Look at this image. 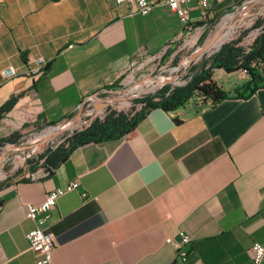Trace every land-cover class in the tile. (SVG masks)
Returning a JSON list of instances; mask_svg holds the SVG:
<instances>
[{
  "label": "crops",
  "instance_id": "1",
  "mask_svg": "<svg viewBox=\"0 0 264 264\" xmlns=\"http://www.w3.org/2000/svg\"><path fill=\"white\" fill-rule=\"evenodd\" d=\"M150 1L139 15L135 0H0V106L21 94L0 137L66 120L253 0H192L188 27ZM213 78L229 92L213 106L151 108L122 138L78 146L50 174L36 169L2 187L0 264H35L27 204L71 181L79 190L59 197L42 224L56 237L53 264H250L251 245L264 244V87L242 98L233 92L248 79L243 71L215 69ZM179 231L189 236L183 262Z\"/></svg>",
  "mask_w": 264,
  "mask_h": 264
},
{
  "label": "trees",
  "instance_id": "2",
  "mask_svg": "<svg viewBox=\"0 0 264 264\" xmlns=\"http://www.w3.org/2000/svg\"><path fill=\"white\" fill-rule=\"evenodd\" d=\"M198 26H202V23H199ZM253 28H259V32L248 47L239 44L247 33L245 30L237 39L223 43L217 51L208 58H204L199 65L193 64L190 67L189 79L184 85L175 87L165 85L154 95L135 99V103H141L142 107L133 114L111 110L103 118L95 117L89 125L74 131L54 149L48 148L39 156V159L43 160L41 165L44 167V171L50 174L78 146L90 142L100 143L122 138L134 130L138 121L151 108H160L171 112L190 103L200 107H210L229 97V92L224 91L214 80L215 69H223L227 73L241 70L247 75V81L233 92L237 97L250 96L257 89L264 87V17L258 18ZM114 87L119 88L116 85ZM20 95H12L0 106V119L12 108ZM20 137V131L0 137V147L5 144H16ZM29 163L32 165L29 169L32 173L38 165L32 164L30 160ZM20 180L28 179L21 177ZM7 185L8 183L5 182L2 187Z\"/></svg>",
  "mask_w": 264,
  "mask_h": 264
},
{
  "label": "rangeland",
  "instance_id": "3",
  "mask_svg": "<svg viewBox=\"0 0 264 264\" xmlns=\"http://www.w3.org/2000/svg\"><path fill=\"white\" fill-rule=\"evenodd\" d=\"M252 2H254V0L250 1L248 4ZM261 11L262 13L251 16L245 21H243L239 26L235 28H231L229 37L225 39L222 42V44L225 42L237 39L245 30H247V33L243 36L239 44L244 47H248L249 44L253 41V39L259 32V28H253V25L258 18L264 17V7L262 6L257 7L250 11V12H255V13L256 12L259 13ZM233 14H234V11L229 12L227 15L222 16L219 20H217L213 24H210L203 28L196 29L191 34H189V36L184 38V40L180 42L179 48L177 49L174 57H172L167 62L160 61L157 65L153 67V70L151 73L145 74L142 77V78H145L144 82L147 83L145 88H143V90L142 89L140 90L139 88L142 86V84L138 83L140 79L138 80L130 79L126 81L123 86L119 88H112V89L106 90L102 92L101 94H99L98 97L102 100H107L108 98H111V97L118 98L117 102L111 103L106 109L95 111L93 109L91 102L88 100L83 107V111H82V114L79 120H77V122H75V124L72 127L63 131L55 138L53 139L51 138V140H49L48 144L54 145L53 147L48 145L43 150L39 151V149H37L36 147H33L32 144H35V145L38 144V142L44 138L42 137V135L47 130L55 128L63 123H66L68 120L71 119V117L76 112L72 116L67 118L66 120L58 124L52 125V126H40V125L35 126L34 125L32 127L31 126L28 128L26 127L25 130H20L21 137L19 138L18 143L5 144L4 146L0 147V155H1L2 152L8 146L23 145V150H20L19 152L13 154L8 159H6L3 166L0 168V188L4 185L5 182L10 184L15 180L21 179V177L26 178L25 175L30 174L29 169L32 167V165L29 163V160L32 161V164H37L38 165L37 169H40V170L42 169V172H43L44 167L41 165L43 160L39 159L40 154L44 153L48 148L54 149L59 144L63 143L65 139L68 136H70L74 131L80 130L84 128L85 126L89 125V123L95 117L103 118L111 110L116 111V112H123L126 114H133L135 111L141 109L142 107L141 103H135V99H138V98H141L147 95H154L158 92V90L161 87L165 85H168L170 87L184 85L189 79V75L191 74L190 67L193 64L199 65L204 58H208L211 54H213L216 51V49L205 52L203 55H201L199 58L193 61L190 65L186 66L184 64L183 67H181V69L176 71V67H178L177 66L178 63H182L183 60H186V63H187V56L190 53H192L194 50H196L197 48L205 44L210 39V37L212 38L217 32H219L220 25L223 24V22H230ZM158 76H165L166 78L176 77L175 79L176 82L173 83L170 81L169 83V81L166 79L161 81L158 78ZM147 77H152V78L147 79ZM28 145L31 146V148L24 149V147Z\"/></svg>",
  "mask_w": 264,
  "mask_h": 264
},
{
  "label": "built area",
  "instance_id": "4",
  "mask_svg": "<svg viewBox=\"0 0 264 264\" xmlns=\"http://www.w3.org/2000/svg\"><path fill=\"white\" fill-rule=\"evenodd\" d=\"M126 0H116L117 3L125 2ZM163 3L172 11L179 19L180 23L188 27L189 15L186 4L192 0H162ZM136 8L132 13L146 15L153 10L154 1L150 0H135ZM202 6L206 7L207 3L202 0ZM45 65V62H40L35 69V73ZM14 72L9 68L4 71V74L9 76ZM80 184L78 181H71L63 187H56L50 190L39 204H27L26 217L33 221L34 227L25 233V238L36 253L37 258L35 264H53V251L56 246V237L53 232L42 228V224L46 220L45 214L51 212L56 206L59 197L67 192L79 190ZM85 192H82V196ZM189 243V236L182 231L177 233V248L176 258L183 262L188 256V251L183 250V247ZM264 257V244L254 242L250 248V264H261Z\"/></svg>",
  "mask_w": 264,
  "mask_h": 264
},
{
  "label": "water",
  "instance_id": "5",
  "mask_svg": "<svg viewBox=\"0 0 264 264\" xmlns=\"http://www.w3.org/2000/svg\"><path fill=\"white\" fill-rule=\"evenodd\" d=\"M257 1H260V0H256V1L252 2V3H250V4H245L244 6H242L241 8H239L238 10H235L233 15L236 16V15H238L239 12H241L242 13V16L235 17L233 20H231L229 22V24H228V27L235 28V27L239 26L243 21H245L246 19H248L249 17L262 13V11L259 12V13H257V12L256 13L255 12H250L251 11V8L253 7V5L255 4V2H257ZM219 33H220V31L217 32L212 38H210L205 44H203L202 46H200L199 48H197L196 50H194L192 53H190L187 56L186 66L190 65L193 61H195L197 58H199L201 55H203L205 52H207V50L212 45V41L219 35ZM220 46L221 45L218 46V48L216 49V51L220 48ZM180 65L181 64L178 63L177 66L179 67ZM147 78H152V77H147ZM144 79L145 78L140 79L138 81V83L139 84H143ZM88 100H91L92 101V106H93V109L95 111H99L101 109H106L110 105V103H108L107 100H103V101L102 100H99L98 99V95L97 94H93L92 96H89L86 100H84V101L81 102V104L78 107L76 113L70 119V122L71 123L80 118V116L82 114V111H83V107H84L85 103ZM51 136L52 135L47 136V137H44L43 139H41L38 142V144H36V146L39 147V151L43 150L48 145H50L51 147L54 146L52 144H48L49 140H51V138H52ZM26 148L29 149V148H31V146H29V145L28 146H25L24 149H26Z\"/></svg>",
  "mask_w": 264,
  "mask_h": 264
},
{
  "label": "bare ground",
  "instance_id": "6",
  "mask_svg": "<svg viewBox=\"0 0 264 264\" xmlns=\"http://www.w3.org/2000/svg\"><path fill=\"white\" fill-rule=\"evenodd\" d=\"M264 7V0H260V1H257V2H255V4L253 5V7L251 8V10L252 9H254V8H257V7ZM238 16H242V13L241 12H239L238 13V15H233L232 16V19L231 20H233L235 17H238ZM229 17V16H228ZM228 24H229V22H223V24H221L220 25V33H219V35L212 41V45L210 46V48L207 50V51H212V50H214V49H217L218 48V46L219 45H221L222 44V42L225 40V39H227L228 37H229V34H230V32H231V28L230 27H228ZM211 38V37H210ZM181 65L179 66V67H176V70L178 71L179 69H181V67H183V65L185 64L186 65V60H183V62L182 63H180ZM147 79H150V78H147ZM176 79V77H172L171 78V82L173 81V80H175ZM154 81V80H153ZM167 83V82H166ZM146 82H144L143 84H142V86L141 87H139L140 88V90L142 89L143 90V88H145V86H146ZM99 98V97H98ZM122 98V97H121ZM100 99V98H99ZM117 97H111V98H108L107 99V102L108 103H115V102H117ZM100 100H102V99H100ZM103 101V100H102ZM77 120H79V119H77ZM77 120L76 121H74V122H70V120H68L66 123H63V124H61V125H59V126H57V127H55V128H52V129H49V130H47L43 135H42V137H47V136H50V135H52L51 137H52V139L53 138H55L56 136H58L60 133H62L63 131H65V130H67L68 128H70V127H72L74 124H75V122H77ZM44 132V131H43ZM40 137V136H39ZM38 137V138H39ZM33 145V147H36L37 149H39V147L38 146H36L35 144H32ZM7 149V150H6ZM3 152H2V154L0 155V168L3 166V164H4V162L6 161V159H8L10 156H12L13 154H15V153H17V152H19L20 150H23V145H17V146H8L7 148H6Z\"/></svg>",
  "mask_w": 264,
  "mask_h": 264
}]
</instances>
